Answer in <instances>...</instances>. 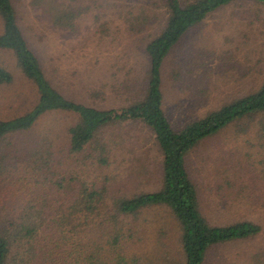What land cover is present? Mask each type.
Segmentation results:
<instances>
[{
	"label": "rangeland",
	"instance_id": "obj_1",
	"mask_svg": "<svg viewBox=\"0 0 264 264\" xmlns=\"http://www.w3.org/2000/svg\"><path fill=\"white\" fill-rule=\"evenodd\" d=\"M12 3L28 47L65 98L108 110L141 97L147 69L144 48L165 23L163 0ZM52 5L79 12L72 28L57 26L49 11ZM1 65L13 77L0 88V118L6 119L28 110L35 92L10 54L0 53ZM263 77L264 2L237 0L188 31L165 59L163 110L178 130L254 92ZM76 122L72 114L50 112L30 130L0 144V221L34 213L63 219L82 184L102 195L95 211L82 217L78 235L68 227H43L41 243L24 254L13 252L16 264H109V243L115 235L121 236L118 245L130 264H184L180 229L166 208L145 209L124 222L112 219L116 200L161 186V157L150 131L135 122L108 126L94 145L70 154L67 131ZM245 122L200 143L186 159L199 210L209 224L246 220L262 228L253 239L213 248L205 264H264V144L256 128L241 131Z\"/></svg>",
	"mask_w": 264,
	"mask_h": 264
},
{
	"label": "trees",
	"instance_id": "obj_2",
	"mask_svg": "<svg viewBox=\"0 0 264 264\" xmlns=\"http://www.w3.org/2000/svg\"><path fill=\"white\" fill-rule=\"evenodd\" d=\"M235 1L237 0H192L181 3L179 0H163L166 8L165 23L144 48L147 69L145 89L141 97L128 101L121 108L102 110L69 100L51 85L22 35L12 0H0V53L12 56L20 75L32 85L35 92V103L24 113L6 119L0 118V144L11 135H19L30 130L41 116L50 112L76 116L77 122L67 131L70 154L82 153L87 147L94 145L98 133L108 126L125 122L140 123L152 134L160 154L161 186L151 193L116 200L113 222L119 217L124 222L145 209L166 208L180 229L184 264H205L206 257L213 248L250 240L260 235L261 226L251 221H238L221 226L208 223L199 210L197 191L189 178L186 159L200 143L216 137L228 126L244 121L245 124L239 126L241 131L256 128L254 132L263 146L264 77L254 92L210 111L178 130L171 127L163 110L161 68L165 59L188 31L203 22L214 11ZM49 11L60 27L72 28L71 21L79 14L72 6L65 9L62 5H52ZM12 81L11 73L1 65L0 88L10 85ZM250 124L251 127L247 126ZM0 156L4 157L3 153H0ZM2 167L0 163V171L3 170ZM101 196L93 187L89 188L82 184L63 219L51 220V217L44 216L45 213L8 216L2 219L0 264L9 262L16 264V255L13 252L17 251V255H20V251L23 250L24 254L29 246L43 239V227L50 225H55L56 228L68 227L71 234L78 235V231L84 226L80 223L82 217L87 218V215L89 217L95 211V205L100 204ZM119 238L121 236L115 235L109 243L111 244L110 253L108 251L109 264H130L121 253ZM90 258L96 260L94 255Z\"/></svg>",
	"mask_w": 264,
	"mask_h": 264
}]
</instances>
